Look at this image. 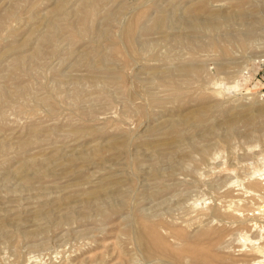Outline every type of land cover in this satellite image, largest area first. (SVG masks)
Here are the masks:
<instances>
[{
	"label": "rangeland",
	"instance_id": "rangeland-1",
	"mask_svg": "<svg viewBox=\"0 0 264 264\" xmlns=\"http://www.w3.org/2000/svg\"><path fill=\"white\" fill-rule=\"evenodd\" d=\"M263 183L264 0H0V264H264Z\"/></svg>",
	"mask_w": 264,
	"mask_h": 264
},
{
	"label": "bare ground",
	"instance_id": "bare-ground-1",
	"mask_svg": "<svg viewBox=\"0 0 264 264\" xmlns=\"http://www.w3.org/2000/svg\"><path fill=\"white\" fill-rule=\"evenodd\" d=\"M263 185H264V183H263ZM262 229V228H261ZM252 248V252H254V254L257 256H259V255H261V254H264L263 253V251H264V248L262 247V246H260V245H256L255 244V246H253V247H251ZM263 257V256H262ZM258 258V257H257ZM258 261V260H257ZM256 261V262H257ZM254 263V262H253ZM256 264H259V261L256 263Z\"/></svg>",
	"mask_w": 264,
	"mask_h": 264
}]
</instances>
